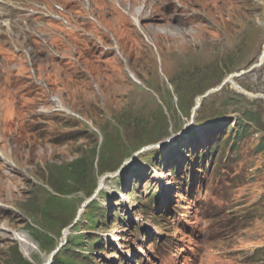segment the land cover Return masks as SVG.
Instances as JSON below:
<instances>
[{"label": "rangeland", "instance_id": "374dc122", "mask_svg": "<svg viewBox=\"0 0 264 264\" xmlns=\"http://www.w3.org/2000/svg\"><path fill=\"white\" fill-rule=\"evenodd\" d=\"M30 1L0 0V264L48 262L31 230L81 161L89 182L61 197L76 206L58 245L75 237L96 264H264V100L228 85L192 113L260 62L264 0ZM235 81L264 96V65ZM251 110L249 136L225 151Z\"/></svg>", "mask_w": 264, "mask_h": 264}, {"label": "trees", "instance_id": "16d2710c", "mask_svg": "<svg viewBox=\"0 0 264 264\" xmlns=\"http://www.w3.org/2000/svg\"><path fill=\"white\" fill-rule=\"evenodd\" d=\"M197 77L193 78L191 83H193ZM205 91L206 90L200 92V94L203 95ZM232 95L234 96V98H232L233 100L247 101L243 95H238L235 93ZM158 111L160 112L162 110L158 109ZM245 117L243 118V120L237 121L236 123L237 128H236V125L234 127L229 128L230 135L228 139L226 140L225 151L226 149L230 147V151L232 150L233 152H237V147L240 145L241 142L244 141V139H246L249 136L250 128L247 124L253 123L259 120L258 115L252 110L247 111V113L245 114ZM135 119L137 121L140 120V118L138 117L133 118V120ZM165 120L166 118L164 117V121ZM148 134H153V133L151 132ZM118 141L121 142V139L119 140V137H118ZM114 146L118 151L121 150V148L118 146L117 143H115ZM262 147L263 146H260L261 151H264V148ZM88 164L89 163L87 162L82 163L81 161L79 162V164L73 163L69 165V169H68L69 176L68 177L73 180H76V178H78L77 181L75 182L76 184L74 183L75 184L74 188H76L77 190L85 187L87 185V182H89L88 174L92 167ZM49 186H51V189L53 190L55 195H52L51 193L47 191L44 194L46 195V202H45L44 207L41 210V216H42L41 219H42V222L44 223V224L42 223L41 225L42 232L34 228L31 230L32 236L39 242L42 250L46 249L48 244H51V247H50L51 249H54V250L57 249V247L59 246L58 240L61 238V235H60V230H57L56 227L58 226V223L62 221L68 213L70 215L71 212L75 210L74 206H76V204L74 205L73 201H70L67 199H61L62 196L66 197V196L71 195L74 192L73 185H71V187L68 185L67 186L63 185L61 187H58L56 184L52 183V185H49ZM149 200L150 199H148V197L147 199H145V204H146L145 209L148 208V205L151 202ZM88 210H91V212H89L91 215L89 216V222L92 223L93 225L98 224L99 220L97 219V217H98V214L100 213L99 212L100 208L97 207V203L95 204V201H94L91 204H88L86 206V211ZM93 212H96V213L92 214ZM69 215L67 216L69 217ZM70 224L72 223L70 222ZM74 227L75 226H73V229ZM74 241H77L75 237H72V236L68 237L67 244L63 246L59 250V252L55 255L52 264H96V262L92 259L91 256L85 257L81 254H76L74 251H72L73 249L72 245ZM160 253L163 254V250L160 251Z\"/></svg>", "mask_w": 264, "mask_h": 264}, {"label": "water", "instance_id": "95a60500", "mask_svg": "<svg viewBox=\"0 0 264 264\" xmlns=\"http://www.w3.org/2000/svg\"><path fill=\"white\" fill-rule=\"evenodd\" d=\"M264 65V50H263V53H262V57H261V59H260V62L257 64V65H254L252 68H251V70L250 71H252L253 69H255V68H258V67H262ZM250 71H248V72H240V73H238V74H233V75H230V76H228L224 81H223V83L219 86V87H217V88H215V89H212V90H210V91H208V92H206L203 96H201V97H199L202 101H204V100H206V99H208V98H210L211 96H213V95H215V94H217V93H219V92H221L223 89H224V87H226V86H230L231 84H235L234 83V81L233 80H235V79H238V78H240L241 76H243V75H245L246 73H249ZM238 88L240 89L239 90V94H243L245 97H250V98H252V99H256V98H261V99H263L264 100V96H262V95H259V96H254V95H249L247 92H245L240 86H238ZM201 106H202V103H196V106H195V108H194V110H193V114H195V112L198 110V109H200L201 108ZM172 140V139H171ZM170 140V141H171ZM168 143H169V141H168ZM159 145H156V147H158ZM144 150V149H143ZM142 150V151H143ZM105 178H107V177H105ZM104 178V179H105ZM92 201V200H91ZM69 230H70V228L69 229H67V230H65V232H64V235H63V240L66 242V240H67V237H66V235L65 234H69ZM63 245H64V243H62V244H60V246L51 254V256H50V258H49V260H48V262L46 263V264H52L53 263V260H54V257H55V255L59 252V250L63 247Z\"/></svg>", "mask_w": 264, "mask_h": 264}, {"label": "bare ground", "instance_id": "6f19581e", "mask_svg": "<svg viewBox=\"0 0 264 264\" xmlns=\"http://www.w3.org/2000/svg\"><path fill=\"white\" fill-rule=\"evenodd\" d=\"M7 3V2H6ZM6 5H9V3H7ZM19 9H21V10H23V11H26V9H30V8H32V7H35V4L34 3H32L30 0H19V2H18V4L16 5ZM144 10H142V12H143ZM139 12V11H138ZM26 18V17H25ZM10 35V34H9ZM263 53V52H262ZM234 81V83L235 84H231L230 86L235 90V91H238L239 92V88H238V84L236 83V81L235 80H233ZM244 90V89H243ZM245 91V90H244ZM245 92H247V91H245ZM248 93V92H247ZM249 95H251L250 93H248ZM197 102L199 103H202L203 101L200 99V98H198L197 99ZM197 112V111H196ZM196 112H195V114H196ZM193 113V112H192ZM0 147H1V145H0ZM66 235V237H68V234H65ZM16 239L20 242V244H21V246H22V248L24 249V248H31V249H33V250H36V247L35 246H33V243H31L27 238H24V237H22V236H17L16 237ZM29 248V249H30ZM22 249V250H23ZM26 251H28V250H26ZM23 252L25 253V255L27 256V257H29V254L28 253H26L25 252V249L23 250ZM28 252H30V251H28Z\"/></svg>", "mask_w": 264, "mask_h": 264}]
</instances>
